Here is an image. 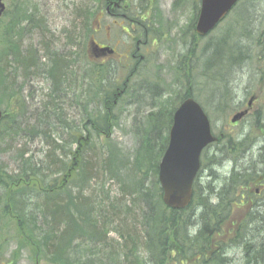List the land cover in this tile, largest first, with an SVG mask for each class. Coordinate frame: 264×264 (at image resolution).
Segmentation results:
<instances>
[{
	"label": "trees",
	"instance_id": "trees-1",
	"mask_svg": "<svg viewBox=\"0 0 264 264\" xmlns=\"http://www.w3.org/2000/svg\"><path fill=\"white\" fill-rule=\"evenodd\" d=\"M86 10L90 8L81 11V31L66 30L68 48L62 52L52 50L45 40L38 51L27 42L33 29L43 37L49 34L34 0H9L0 18V104L4 108L0 153H10L15 164L9 170L0 160V240L15 242L5 264H15L22 250L32 261L44 264H186L189 256L190 264H229L228 249L234 246L242 248L243 264H264L258 248L264 242L253 245L252 225L260 215L264 222V213L256 218L257 213L248 209L230 220L236 207H250L256 199L254 190L245 188L252 170L248 167L237 177L246 138L224 133L209 145L202 153L201 168L211 170V164L228 161L232 162L229 175L217 182L218 187L215 179L200 186L197 175L189 205L179 210L167 207L157 175L175 102L167 113L164 102L170 97L159 101L162 107L157 113H133L130 125L136 145L129 152L121 149L112 134L124 113H118L112 102L109 82L110 72L117 69L89 58L91 23L89 17L83 18ZM237 10L231 16L237 17L234 25L217 27L233 39V45L229 39L215 37L199 43L195 33L190 35V85L198 75L204 81L197 85L208 81L217 113H224L233 97L231 70L264 57V20L240 32L238 26L254 22L256 16L249 18L246 12L240 19ZM197 63L202 64L200 71ZM253 70L262 82L264 70ZM137 74L136 78L144 77ZM39 77L48 81L47 91L39 106L26 111L19 91ZM254 123L264 134V115L256 116ZM36 138L44 145L40 154L26 146ZM106 183L117 187L115 195ZM10 225L13 230L4 231Z\"/></svg>",
	"mask_w": 264,
	"mask_h": 264
},
{
	"label": "flooded vegetation",
	"instance_id": "flooded-vegetation-1",
	"mask_svg": "<svg viewBox=\"0 0 264 264\" xmlns=\"http://www.w3.org/2000/svg\"><path fill=\"white\" fill-rule=\"evenodd\" d=\"M92 1L94 3V1L98 2L101 0ZM188 1L189 0H173L171 4L165 7V3L159 4L158 0H102L99 6L100 8L97 7L95 9L97 12L101 9H105L106 18L110 19L111 25L108 24L104 28V31L107 32V37H104L106 39H100L103 38V36H101L103 35L101 33L102 27L98 22L99 18H94L93 22L97 23V27L91 28L90 41L92 40L95 42L99 49L93 51L88 46L87 53L91 60L98 64L107 66L114 65L113 68L120 69L118 74L119 76L123 75L124 78L121 79L118 76L113 82V85L111 86L110 84V90L111 92L114 91L115 97L112 102L115 104V108L117 106L120 109L118 113H157L161 111L162 107L159 101L166 97L170 98L168 102H164L163 111L167 113L169 105L171 104L172 108V103L175 102L173 113L180 103L186 99V94L190 90V21L186 24L184 29L177 31L176 36H168L171 30L177 28V22L174 21V19H169L167 30L163 28V25L164 20L165 22L167 21L165 17H169V14L174 17L175 12L180 11L183 6L187 5ZM233 10L234 9L230 12ZM103 15L101 10L100 16L103 17ZM193 16L194 12L192 14V17ZM81 26V19L79 18L78 23L76 22L70 29V34H73L74 28L77 34V31H81ZM48 30L49 34L43 37L36 34L35 29H33L32 32L28 33V43L38 51L42 41L45 40L52 50H56V52L65 51L68 48V46H66V32L64 33L65 37H61L62 40H60V36L56 35L55 31L50 27H48ZM126 36L127 38L125 39ZM123 39L129 41L131 47L120 51L118 45ZM104 47H106L107 50H101ZM158 50H161L163 53L169 52L170 57L173 58L172 61L167 64V68H170L168 70L176 68L177 65H183L184 69L182 68L180 70L183 74L180 76L174 74L176 79L170 78L168 82H165V74H162L165 71H157L156 73L154 71H149L152 69L147 68V65L154 63L161 56ZM151 53L156 55V58H153V55L151 56L152 61L150 57H148ZM41 61L46 62V58L43 57ZM247 63L251 64L248 61L245 65ZM259 64L260 63H255V65ZM136 73H138L137 75L142 74L144 77L140 76L136 78ZM109 75L112 76V72H110ZM113 79L110 77V80ZM135 82H138L140 87H137V84L133 85ZM155 82H158L157 86L149 87V84ZM177 85H179V91L180 86L184 87V91L180 96L178 95ZM136 89H138V91H136ZM136 92H139V95L132 96ZM256 100L257 97L251 95L246 103L242 102L241 106L244 104H246V106L245 108H241L247 110V113L238 121L230 123V126H235L238 122L248 120V117L252 118V121L248 123L247 129L242 128L246 126L245 124L240 126L236 131L238 138H246L243 144L245 149L241 152L240 156L244 158V160L243 162L241 161L242 163L238 162L237 164L241 171L237 169L239 172L237 177H242L243 174H245L244 172L251 162L255 164L256 160L260 158L258 157L259 154H264V145H261L263 143L264 134L262 129H257L254 123L255 117L264 115V113H250L252 104ZM132 107H134L133 110L131 109ZM233 114L235 115L237 113ZM263 171L264 170L258 172L257 170H253L252 176L250 177L251 182L245 186L246 189L247 187H249V189H254L253 193L256 197L254 202L257 203L256 205H251L246 208V210L252 209L256 213H264V209L260 210L258 207V204L264 198ZM254 234L259 235V232L255 231ZM187 264H190V256Z\"/></svg>",
	"mask_w": 264,
	"mask_h": 264
},
{
	"label": "rangeland",
	"instance_id": "rangeland-1",
	"mask_svg": "<svg viewBox=\"0 0 264 264\" xmlns=\"http://www.w3.org/2000/svg\"><path fill=\"white\" fill-rule=\"evenodd\" d=\"M5 5L8 7L9 5V0H2ZM173 0H158L159 4L161 3H165V7L168 6V4H171ZM34 2L37 4V9H39V11H43L46 12L45 17H44V23L47 27H50L53 31H55L56 35L60 36V40L61 37H65V32L66 30L69 31L72 26H74L76 24V22L78 23V19L80 18V13L81 10L80 8H83L84 6L87 8H90V10H94L99 7L101 5L102 1H93L92 0H34ZM261 3H264V0H259V4L260 6H258L259 9H261L262 7L264 8V6H261ZM197 0H189L187 5L183 6L181 8L180 11H176L174 17L171 16L169 14V17H165V19H167V21L165 22L164 20V25L163 28L165 30H167L168 27V21H170L169 19H174V21L177 22V28L171 30L170 34H168V36H176L177 35V31L184 29L186 27V24L190 21V18L193 14V12L195 13V8L194 6H196ZM100 8V7H99ZM86 9V8H85ZM240 11L238 12L239 18L243 19L246 17V12L244 13L242 9H239ZM264 11V10H262ZM261 11V13H262ZM77 14V19H74L75 15ZM233 14V13H232ZM231 15H229L226 18V21L224 20V22L220 25L222 28H226L225 25L227 26H232L235 24V19H237V17H232L231 19ZM99 15V14H98ZM150 16V15H149ZM259 15L256 16H251V18H255L257 19ZM82 19V18H81ZM254 19V20H255ZM99 24L102 27L101 33L103 35V38L100 39H106L104 37H107V32L104 31V28L106 25H111L110 24V19H107L106 16L104 17H99ZM242 25V23H241ZM251 28L254 26L252 24H250ZM94 27H97V23L93 22L92 23V29ZM235 27V26H234ZM236 28V27H235ZM217 30H219V28H217ZM80 32V31H79ZM192 33V29L190 28V35ZM51 37V36H50ZM59 38V37H58ZM57 38V39H58ZM127 38V36L125 37V39ZM211 38H213L212 36L208 35L205 39L201 40L199 43H203L205 41H209L211 40ZM32 39V37H31ZM125 39H123V41L120 42V44L118 45V49L121 51L122 49H129V47H131V44L129 43V41H126ZM125 41V42H124ZM229 42V44L233 45V39H229L227 40ZM27 42H29L27 40ZM166 45V43H165ZM124 50V51H125ZM161 54L160 58L157 59L154 63H151L150 65H147V68H150L152 70H149L151 72H157V71H165L162 74H165L164 76V80L165 82H168L170 80V78L176 79L175 75H181L183 74L180 70L184 67L183 65H177L176 68H171V70H168L170 68H167V64L172 61L173 58L170 57V53L166 52L163 53L161 50H158ZM155 52V50H154ZM119 53V52H118ZM148 55V54H147ZM153 55V53H151L150 55H148V57H150ZM194 56V55H193ZM153 58H156V55H153ZM262 63H260L259 65H255V64H249L247 63L244 67V69H241L240 67H234L229 75L230 78V89L233 93V96L238 94L239 97H243L244 95V102L246 103L247 99L250 98L251 95H259V92L262 91V94L259 95V99L256 100L253 104H252V108L250 110V113H255L256 110H261L264 111V80L262 82L256 83V81H253V77L251 75L254 76L255 80H258V75H256L255 71L253 69H262L264 70V57ZM163 65V66H162ZM201 63H197L196 64V68L197 70H199V68L201 69L202 67ZM180 68V69H178ZM120 71V69H117L115 71V74L112 73V79L110 80V84L111 86L113 85V82L115 81V79H117V77L119 76L118 72ZM150 72V73H151ZM192 75H194V71L192 72ZM201 76L198 75L197 76V81L196 83H199L200 81H204L201 80ZM22 81H20V79L18 80V83H21ZM45 83V85H44ZM193 84L190 87V90L193 94V96L196 98V100L202 104V106L205 108V110L207 112H209L210 114V119H211V123H212V131H214L215 133H218L219 130L221 129H225L227 132H232L231 134L233 135H237L236 131L240 126H243L246 124V126H248V123L252 121L251 117H248V120H244L243 122H238L237 125L235 126H230V118L232 116L233 113H235L237 110L236 108H229L227 110H225L227 113L225 116L224 115H220L217 112H215V102L210 104V101L212 99V95H210L209 92V83L208 81H206L204 83V85H197V84ZM178 88V95L180 96L183 91H184V87L180 86V91H179V85H177ZM47 91V82L43 81L41 79L39 80H32V81H28L25 83V87L23 89H21L20 95L22 96V100L21 103L24 105L26 111L33 109L35 106L40 105V101L43 99L44 97V92ZM248 92H250V96L246 95ZM31 93V95H29ZM214 101V100H213ZM31 105V106H30ZM5 107H7L6 103L4 104ZM246 104H244L243 106H241L242 108H245ZM11 107V106H10ZM9 107V108H10ZM240 107V109H242ZM132 110L134 109V107L131 108ZM4 110V108H3ZM70 113H75L74 111L71 110ZM133 113H124L121 114L120 117V123L119 125L114 129L113 134H112V139L114 141H116V143H118V145L121 147L122 150L129 152L132 151V149L135 147L136 145V139L134 137V135L131 133V123H130V119ZM25 140L23 139L22 142H24ZM22 144V143H21ZM31 151L40 154L41 150L44 148V145L41 143V141L36 138L33 139L31 141H28V144L26 145ZM10 153H0V160L4 163H6V165L8 166V169H13L15 168V164L10 160ZM232 168V162H226L224 165L220 164H211V170H209L208 166L202 167L201 170L199 171V184L200 186H205L209 181H213L214 179V184H216L218 181L221 180L219 175H224V172H230ZM109 186V188L111 189V193L112 195L116 193L117 191V187L112 184V183H106L105 187L107 188ZM243 212V209H234L233 212V218L235 217H239ZM1 226V224H0ZM11 225L8 227H4V231H10L13 230V228ZM8 237V236H7ZM6 238V237H5ZM1 243L3 244V251H1L4 255L0 256V264H5L8 262L9 257L11 255V253L13 252V250L15 249V242L12 241L11 238H6L4 240H0V245ZM28 251H21L19 258L17 259V262L15 264H44V261H37L34 262L32 261L33 259L30 258ZM228 257L229 259H231L230 264H243V250L240 246H234L228 249Z\"/></svg>",
	"mask_w": 264,
	"mask_h": 264
},
{
	"label": "water",
	"instance_id": "water-1",
	"mask_svg": "<svg viewBox=\"0 0 264 264\" xmlns=\"http://www.w3.org/2000/svg\"><path fill=\"white\" fill-rule=\"evenodd\" d=\"M200 2L195 31L204 36L227 14L236 0H200ZM4 8L5 5L0 0V14ZM90 45L93 51L98 49L93 41ZM245 113L246 111L238 112L231 121L235 122ZM168 137V144L158 169L162 201L169 208L183 209L191 201L192 185L200 168L202 150L209 143L219 140L221 135L212 134L206 113L198 102L188 97L173 113Z\"/></svg>",
	"mask_w": 264,
	"mask_h": 264
},
{
	"label": "bare ground",
	"instance_id": "bare-ground-1",
	"mask_svg": "<svg viewBox=\"0 0 264 264\" xmlns=\"http://www.w3.org/2000/svg\"><path fill=\"white\" fill-rule=\"evenodd\" d=\"M258 1V0H257ZM256 0H236V2L233 4V6L231 7V9H238L237 11H240L239 9H242L243 12H249L248 14L250 16H248L249 18H251V16H258L257 19L254 20V22H247L246 25H241V26H238L239 28H237L238 31L240 32H244L246 30H248L251 26L250 24H257V23H260L261 21L264 20V8L262 7L261 9L258 8V6H260L259 2H257ZM261 6H264V3H261ZM82 8H80L81 10ZM102 10V14L103 17L106 16V13H105V9H101ZM97 12V10H90L88 13L86 10L83 16V18L85 17H89L90 18V23H92L94 21V18H99L100 17V11ZM82 11V10H81ZM262 11V13H261ZM99 13V15H98ZM45 14L46 12L43 13V11L41 10L40 11V16L42 17H45ZM247 16V15H246ZM80 17H82V12L80 13ZM208 35L212 36V37H215V38H221V39H229L228 37H226V35H224L222 32H220L219 30H217V28L214 26L212 29L209 30V32L207 33ZM263 56H259L257 57L258 59H255V60H251V63L255 64V63H262L263 61ZM244 69V67H243ZM253 81H256V83H259L260 81L259 80H255L253 79ZM245 96V95H244ZM239 97L238 94L234 95L230 101V106H227V108H225L226 110L229 109L230 107L231 108H236V109H240L241 105H242V102H244V98L245 97ZM249 99V98H248ZM259 98H257L258 100ZM252 100V99H251ZM220 115H223V114H226V113H218ZM243 129H247L248 126H244L242 127ZM261 145H264V141ZM258 157H260L258 160H256L255 164L251 162V166H249V169L250 170H257L258 172H261L262 170H264V154H259ZM248 160V159H247ZM221 181V180H220ZM217 187L219 186V183L216 184ZM257 203L254 202L252 203V205H256ZM258 207L260 208V210H263L264 209V198L260 201V203L258 204ZM261 213H257L256 215V218L259 217ZM230 220H234L233 217H231ZM262 221V215H260V217L257 219V221H254L253 222V228L255 229L256 232H259V235H256L255 238H253V242H254V246H257L258 244H255V243H258V242H264V222H261ZM259 239V240H258ZM264 244H261V247H263ZM260 247V245L258 246L260 252H261V257L263 258L264 257V248L262 249Z\"/></svg>",
	"mask_w": 264,
	"mask_h": 264
}]
</instances>
